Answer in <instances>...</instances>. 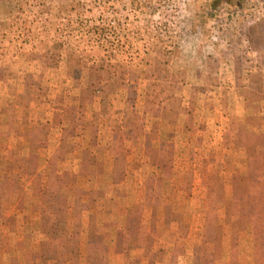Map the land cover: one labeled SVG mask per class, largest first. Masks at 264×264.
I'll use <instances>...</instances> for the list:
<instances>
[{"label":"rangeland","instance_id":"rangeland-1","mask_svg":"<svg viewBox=\"0 0 264 264\" xmlns=\"http://www.w3.org/2000/svg\"><path fill=\"white\" fill-rule=\"evenodd\" d=\"M262 135L264 0H0V264H264Z\"/></svg>","mask_w":264,"mask_h":264},{"label":"trees","instance_id":"trees-1","mask_svg":"<svg viewBox=\"0 0 264 264\" xmlns=\"http://www.w3.org/2000/svg\"><path fill=\"white\" fill-rule=\"evenodd\" d=\"M260 136V135H258ZM262 139L264 140V135H262ZM254 146L259 148L260 151H256L255 149L252 151L250 147H248V176H249V196L251 197L252 201H256L258 196L260 197L261 194L264 192V143L261 147H259L257 140L254 138ZM262 211H264V205H262ZM250 214V215H249ZM250 220L253 218L251 213H249ZM256 223V221H255ZM262 227L263 224L257 221L255 230Z\"/></svg>","mask_w":264,"mask_h":264}]
</instances>
